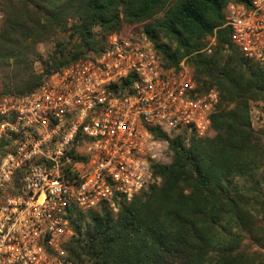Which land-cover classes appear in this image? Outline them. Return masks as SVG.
Masks as SVG:
<instances>
[{
  "label": "trees",
  "instance_id": "16d2710c",
  "mask_svg": "<svg viewBox=\"0 0 264 264\" xmlns=\"http://www.w3.org/2000/svg\"><path fill=\"white\" fill-rule=\"evenodd\" d=\"M252 1L0 0V99L32 94L135 26L162 68L186 60L198 95L219 94L207 135L150 130L171 154L152 166L159 184L116 201V213L68 211L73 264H264V132L250 116L251 103H264V63L245 59L224 26L229 4Z\"/></svg>",
  "mask_w": 264,
  "mask_h": 264
},
{
  "label": "built area",
  "instance_id": "2783aa9c",
  "mask_svg": "<svg viewBox=\"0 0 264 264\" xmlns=\"http://www.w3.org/2000/svg\"><path fill=\"white\" fill-rule=\"evenodd\" d=\"M224 26L245 59L264 63V0L229 4ZM214 46L208 37L202 52ZM218 104L215 90L198 95L186 60L162 68L142 31L109 35L32 94L1 98L0 264H73L68 211L116 213L159 184L152 166L171 154L150 130L203 137Z\"/></svg>",
  "mask_w": 264,
  "mask_h": 264
},
{
  "label": "rangeland",
  "instance_id": "374dc122",
  "mask_svg": "<svg viewBox=\"0 0 264 264\" xmlns=\"http://www.w3.org/2000/svg\"><path fill=\"white\" fill-rule=\"evenodd\" d=\"M140 31H142V28L135 26V27L125 28L122 33L135 34ZM40 50L43 51L42 48H40ZM250 116H251V122H252L253 128L257 131L264 132V103H251L250 104ZM169 159L171 158L169 157Z\"/></svg>",
  "mask_w": 264,
  "mask_h": 264
}]
</instances>
